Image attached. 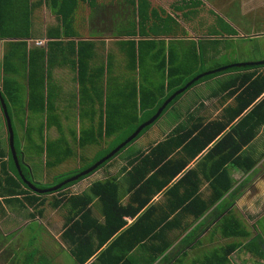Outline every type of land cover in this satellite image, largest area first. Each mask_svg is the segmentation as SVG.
Wrapping results in <instances>:
<instances>
[{
	"label": "trees",
	"instance_id": "16d2710c",
	"mask_svg": "<svg viewBox=\"0 0 264 264\" xmlns=\"http://www.w3.org/2000/svg\"><path fill=\"white\" fill-rule=\"evenodd\" d=\"M55 1H63L61 13L66 19L64 26L70 37L75 23L73 13L81 0ZM89 1L95 4L93 0ZM128 1L131 9L124 11L123 16L128 12L125 18H130V21L124 20L123 26L106 29L120 37L115 42L118 48L104 56L108 62L100 61L95 40L66 42L62 39L57 42L65 52L73 49L70 50L71 59L79 68L83 95L81 116L84 120L92 116L91 125L85 126L79 137L81 147L102 144L106 138L110 139L109 146L98 150L94 163L127 140L142 123L158 112L170 96L200 75L203 72L200 67L207 61L202 42L195 41L194 45L179 50L173 42L168 46L166 39L157 38L171 35L179 24L175 16L161 15L162 10L153 8L151 0ZM176 6L184 12L186 19L191 20L190 16L198 5L193 0L192 3L182 0ZM217 26L229 34H237L223 16H219L214 27ZM57 31L62 33L63 30L59 28ZM183 34L189 35V31ZM101 43L103 46L106 44ZM214 43H220L219 48L224 51L226 44L220 40H214ZM118 50L123 60L115 55ZM119 61L126 63L130 74L124 76L121 83L114 84L111 74L116 65H120ZM224 64H218L217 68ZM35 72H31L30 77L28 108L51 115L53 105L48 100H53V93H44L43 84L37 83L40 78L35 76ZM225 74L228 77L218 80L219 85L211 94L225 105L219 117L212 119V116L203 114L207 107L205 101L188 107L185 111L187 118L178 122L165 139L155 141L148 148L142 146L137 151L128 150L131 156L127 159L123 177L113 175L96 180L82 193L69 195L66 190L120 156L167 113L182 93L153 125L144 129L115 157L57 191L38 193L26 179L46 188L78 175L94 163L56 173L52 182L35 181L27 165L32 160L28 161L29 156L21 151L16 131V149L26 178L18 168L13 149L10 147L7 153L0 145V206L5 210V204L19 202L24 207H35L34 210L41 215L45 213L49 195L57 193L51 203L55 208L67 210L62 238L70 246L77 264H88L94 257L90 264H183L197 248H201V253L206 249L202 244L205 232L209 230H212L209 231L212 237L221 233L233 240L200 254L194 264H226L232 259V253L242 247L264 260L262 234L253 235L234 211L250 175L241 182H235L229 169L232 165L236 170L247 173L256 166L254 145L251 144L264 126V64L228 67L206 75L186 91L209 79H221ZM10 81L7 80L9 91H6L13 102L22 103L21 92L18 95L9 89ZM3 96L9 102L5 93ZM62 141L59 138L49 145L48 166L57 168L73 155L72 149L67 152L61 149ZM8 155L9 159L6 158ZM160 195L162 197L157 199ZM97 199L100 211L95 209ZM32 216L37 217V213L33 212ZM254 227L257 229L256 225ZM234 238H245L247 242ZM46 261L53 264L49 260L40 263ZM237 264L246 263L237 260ZM254 264H264V261Z\"/></svg>",
	"mask_w": 264,
	"mask_h": 264
},
{
	"label": "rangeland",
	"instance_id": "374dc122",
	"mask_svg": "<svg viewBox=\"0 0 264 264\" xmlns=\"http://www.w3.org/2000/svg\"><path fill=\"white\" fill-rule=\"evenodd\" d=\"M154 1L158 6L162 7L165 5L170 8V5L174 0ZM243 1L244 0H206L207 4L199 8L200 11L198 13L191 14V20H188V22L193 23L196 28L194 31L196 34L201 33L204 30L215 29L214 26L217 22L218 14L212 13L210 9L207 8L212 7L210 6L211 4L216 7L215 10L223 15L226 23L232 24V21L237 25L243 24V35L249 34L250 32H256L259 34L255 37L242 38V34L237 32V34L234 35L240 38H231L228 33H221L219 36L226 39V44L228 45L226 48H230L232 51L226 52L225 54L221 48H218V61L213 62L206 59V63L200 67V70L203 72L217 69V65L222 62L225 64L221 65V67L238 62L264 60V33H261L264 31V28L258 27V24L264 25L262 23V20H264V0H259V2L255 4L257 7L261 6L262 9L256 8L254 11V17L251 15V17L247 19L244 14L238 15L235 14L236 12H231V15H234L235 18H232L230 14L228 15L229 19L226 17V14L230 12L234 4L238 7L232 10H237L240 13L243 11L247 13L253 10L249 6L247 8H241ZM227 2L230 4L226 7ZM109 19L110 17L108 16V20ZM256 20H259L256 22L257 27H253L251 21ZM110 21L112 22V20ZM126 21L129 22L130 20ZM215 33H218V31H215ZM260 33L262 35H260ZM113 35L112 32H108L106 34L107 37L104 40L106 44L104 46L101 44V49L104 50V52H102L101 49L99 52L101 51L102 54H104L103 56L101 55V57L99 56V58L100 60H103V62H108L107 57L105 59L104 56L113 52L117 47L115 42L119 39L111 38ZM118 58L119 60H123V56H121L120 53ZM118 63L120 65H116V70L111 74V81L113 79L114 84L121 83L123 77L130 74V69L126 66L125 62L122 63L119 61ZM34 64L39 67L38 69L40 71H42L46 65L43 61H41L40 64H37L34 61L30 67L29 58H22L20 61V68L24 67L26 70L28 69V72H35L36 68H34ZM218 68H220V66ZM36 74V77H40L38 73ZM40 74L44 75V73ZM226 77L228 76L224 75L221 79H209V81L203 82L200 86L196 85L192 89L182 93L180 98L173 103L167 113L164 114V116H162V118L153 125L150 130L146 131L142 137L122 152L120 156L112 160L109 165L103 167L90 177L80 181L72 187H69L66 192L69 195L82 193L83 191L88 190L96 180L106 179L113 175L123 177L125 174L124 168L128 164L127 159L131 156V151L128 150L136 149L137 151L142 149V146L148 148L152 143H156L155 141L165 139L178 122L187 118V114L185 113L186 109L191 106H197L200 101H205L207 105L203 114L212 116V119L219 117L225 105L221 103L220 99L213 98L211 94L217 89L219 85L218 80L222 81ZM23 85L26 87V82H24ZM13 92L18 95H20L21 92L23 96V101L19 106L11 100L9 92L5 91L4 93L10 102L13 112V119L17 130V140L20 143V149L29 156L28 161L32 160L29 163L27 162V165L31 170L29 174L35 181L42 183L52 182V176L56 175V173L80 168V166L85 167L91 165L95 162L98 150L109 146L108 142L110 139L106 138V140H104L105 143L102 142V144L91 145L87 148L81 147L79 137L82 133V129L85 126H90L92 122L90 119L84 120L82 118L81 108L83 104H81L79 111L75 112L76 98L74 92L70 93L71 112L67 113L65 116H62L59 113H54V115L49 118L39 112L33 110L28 111L26 102L29 91L26 88L20 90V92ZM77 100L81 103V95L78 96ZM87 105L89 106V104ZM91 109L92 106L89 110ZM180 113H182V117L180 116ZM67 118L70 119L68 120ZM59 127H62V129ZM59 138L63 139L61 149L67 152L70 148L74 153L65 163L56 168L54 166H48L47 156L49 154V145ZM0 145L5 151L9 152L11 147L9 128L1 100ZM251 145H254L252 150L256 160L255 171L250 177L243 194L238 198L234 211L236 215L246 223L247 227L252 230L253 235L261 233L264 238V126L261 128L259 134ZM7 158L9 159V156ZM82 158L83 160H81ZM193 164L195 163L193 162ZM229 169L235 182H241L245 177L251 174V172L244 173L241 170H236L232 165H230ZM55 196H57V193L49 195V201L44 206L45 213L41 215L38 211L34 210L35 207H24L18 202L15 203V206L9 208L7 207L8 205L5 204V210H3V206H0V264H27L28 259L30 262L29 264H39L44 260L38 261L37 263L36 256L32 258L33 252L36 253L37 250V259L47 258L51 260L53 264H77L75 257L71 254L70 246L62 238L63 232L65 231L64 226L67 210L65 208H55L53 206L51 201L55 199ZM95 209L96 211L97 209L100 211L99 202L95 204ZM33 212L37 213V217L32 216ZM255 225L257 226V229L254 227ZM209 231L205 232L206 234L203 239L204 244H202V246L206 248L202 252L203 255L214 246L219 247L226 242L233 240L223 237L221 233H217L215 237H212L210 236ZM234 239L247 242V239L245 238ZM231 258L232 259L226 264H237V260L243 261L246 264H254L257 262L263 263L264 261L255 256L253 252L248 251L243 247L232 253ZM48 263L49 262L46 261L40 264ZM185 264H188V261L185 262Z\"/></svg>",
	"mask_w": 264,
	"mask_h": 264
},
{
	"label": "crops",
	"instance_id": "0c3cea01",
	"mask_svg": "<svg viewBox=\"0 0 264 264\" xmlns=\"http://www.w3.org/2000/svg\"><path fill=\"white\" fill-rule=\"evenodd\" d=\"M92 3L89 0H81L79 6L75 8L73 17L75 18V23L73 28H71L70 37L67 36L66 29L64 26V21L66 20L61 13V7L63 1L56 2L55 0H0V88L4 93L8 90L6 87L7 80L10 81L9 89L13 91H20L26 88L29 93L27 94L26 105H29V95H30V77L31 72H28L24 67L20 68V61L22 58H29L30 67L34 58L35 63L40 64L43 61L46 65L42 71H40L35 64L36 71L40 77V80L37 83H42L44 93L50 95L53 93V100H48V103L52 104L51 115L49 112L41 113L47 117L54 115V113H59L62 116L67 115L71 112V103H70V93H75L76 98L75 112L79 111L81 104L83 102V95L81 91V82L79 77V68L74 64L72 53L73 49H68L66 52L60 48L57 42H60L62 39L66 42L70 40L82 41V40H95L98 42V53L99 56H103L101 42H104L107 37L106 31L107 28H113L116 26H121L124 20H130V18H125L128 16V12H125V17L123 12L131 9V2L128 0H93ZM152 1L153 8L162 10L163 16L173 15L177 18L179 24L174 28L170 36H159L157 38L166 39L169 43L168 46L173 42L179 50L186 48L187 46L194 45V42H202L205 52V57L213 62H217V49L219 44L214 43V40H220L221 43L226 44V39L222 36H219L221 33H228L219 26L215 27L216 31L221 30L220 33L213 32V29L204 30L201 33L194 32L196 28L193 23H189L188 19L184 17V12L179 10L176 6L177 3H182V0H174L170 8L165 5L158 6L154 0ZM192 3V0H185ZM198 6L195 7L193 13H198L199 8L207 4L206 0H193ZM259 0H244L243 8L248 6L251 8H256L255 5ZM230 3H226V7ZM252 4V5H250ZM212 7H207L212 13H217V22L219 21V16H223L218 12L216 7L212 4ZM238 6L234 4L233 8ZM261 8V6H258ZM65 9L68 10V7ZM164 10V11H163ZM165 11H167L165 13ZM243 13H245L243 11ZM248 13V12H247ZM226 14V17L229 19V15ZM246 14V13H245ZM231 15V14H230ZM108 16L110 19L108 20ZM233 18V15H231ZM124 17V18H123ZM191 17V16H190ZM123 18V19H121ZM185 19V20H184ZM112 20V22L110 21ZM256 21H251L253 27H257ZM215 23V25L217 24ZM232 25L237 32L242 34V38H249L252 36H258L256 32H250L249 34L243 35L242 25H237L235 22H232ZM264 24V20H262ZM173 25L175 23L173 22ZM212 26V24H211ZM252 27V28H253ZM259 28H264V25H259ZM62 28V33H58L57 29ZM65 30V32H64ZM185 31H189V35H185ZM261 33H264L261 32ZM260 33V35H262ZM30 34V35H29ZM57 34V35H55ZM229 34V33H228ZM231 38H240L234 34H229ZM228 35V36H229ZM111 38L119 39L120 37H115L114 35ZM185 42V43H184ZM228 45L226 44V47ZM224 47V53L232 51L230 48ZM118 47H116L117 49ZM78 49V47H77ZM102 50V52L99 50ZM78 53V52H77ZM119 50L115 55L119 56ZM103 62V60H100ZM32 62V63H31ZM43 66V65H42ZM40 73H44L41 75ZM228 76V74H225ZM223 77V76H222ZM42 78V79H41ZM14 81V83H13ZM26 82L27 86L25 87L23 83ZM72 88V90H71ZM81 95V103H79L78 96ZM2 103V102H1ZM21 103H18L19 106ZM30 109L28 108V111ZM31 111V110H30ZM74 112V113H75ZM68 120L70 118H67ZM91 120V118H90ZM160 141V140H159ZM254 170L250 171V177L252 176ZM249 173V172H247ZM249 176V175H248ZM247 176V177H248ZM249 177V179H250ZM245 179V178H244ZM162 196H158L157 199H160ZM98 202V199L96 200ZM19 203V202H18ZM7 207L15 206V203H7ZM133 220L131 219V222ZM264 226V225H263ZM262 226V227H263ZM259 227V226H258ZM251 230V229H250ZM252 231V230H251ZM45 232V231H43ZM201 248H197L194 252H191L187 259L184 261L188 264H194V260L199 257ZM38 250L35 253L36 261L49 260L47 258L37 259ZM95 259V257L93 258ZM91 261L88 262L90 264ZM51 261V260H49ZM52 262V261H51ZM50 262V263H51ZM185 262H183L185 264ZM157 262L156 264H158Z\"/></svg>",
	"mask_w": 264,
	"mask_h": 264
},
{
	"label": "water",
	"instance_id": "95a60500",
	"mask_svg": "<svg viewBox=\"0 0 264 264\" xmlns=\"http://www.w3.org/2000/svg\"><path fill=\"white\" fill-rule=\"evenodd\" d=\"M259 65V64H264V60H259V61H245V62H238V63H233V64H229L211 71H206L198 76H196L192 81H190L185 87L179 89L178 91H176L172 96H170V98H168L164 105L158 110V112L149 120H147L146 122H144L143 124H141L137 130L127 139L125 140L123 143H121L119 146H117L114 150H112L109 154H107L105 157H103L101 160L97 161L96 163H94V165H92L91 167H89L88 169L80 172L78 175L73 176L71 178L65 179L62 182L50 186V187H46V188H41L38 187L36 184H34V182L26 179V182L30 185L31 188H33L36 192L38 193H47V192H52V191H57L59 189H61L64 185L70 183L71 181H75L77 179H79L82 176H86L92 172H94L95 170H97L102 164H104L107 160L115 157L118 152L121 151V149L123 147H125L126 145H128L129 143H131L133 140H135L141 133L142 131L147 128L148 126L152 125L153 123H155L159 117L162 115V113L164 112V110L177 98L178 95H180L181 93L185 92L194 82L200 80L201 78L205 77L206 75H209L211 73H216L218 71H222L228 67L231 66H245V65ZM0 99L2 102V106H3V111L5 113L7 122H8V128H9V132H10V142H11V148L13 149V153H14V157L16 160V163L18 165V168L21 172V174L23 175L24 178V172L22 170V166L19 160V155L16 149V132H15V127H14V121L13 118L10 114L9 111V107L8 104L6 102V99L3 96V92L0 88Z\"/></svg>",
	"mask_w": 264,
	"mask_h": 264
},
{
	"label": "flooded vegetation",
	"instance_id": "af4514ba",
	"mask_svg": "<svg viewBox=\"0 0 264 264\" xmlns=\"http://www.w3.org/2000/svg\"><path fill=\"white\" fill-rule=\"evenodd\" d=\"M239 7H240V6H239ZM241 8H243V6H241ZM256 8H258V7H256ZM256 8H252L253 10L250 11V12H248V13H246V14L243 13V12L240 13V12L237 11V10H232V9H231V10H230V14H231V12H236L235 14H238V15H240V14H244V15L247 17V19H248V18L251 17V15H253V17H254V11H255ZM233 17L235 18L234 15H233ZM249 20H250V19H249ZM16 131H17V130H16V128H15V132H16ZM9 136H10V132H9ZM15 136H16V135H15ZM15 139H16V138H15ZM10 146H11V142H10ZM6 152H7V151H6ZM7 153H8V152H7ZM8 156H9V155H8ZM8 156H7V157H8ZM24 156H26L25 153H24ZM7 157H6V158H7ZM25 160H26V159L24 158V161H25ZM25 162H26V161H25ZM26 163H27V162H26Z\"/></svg>",
	"mask_w": 264,
	"mask_h": 264
},
{
	"label": "clouds",
	"instance_id": "9594fccd",
	"mask_svg": "<svg viewBox=\"0 0 264 264\" xmlns=\"http://www.w3.org/2000/svg\"><path fill=\"white\" fill-rule=\"evenodd\" d=\"M169 98H170V97H169ZM164 111H165V110H164ZM163 113H164V112H163ZM163 113H162V114H163ZM161 116H162V115H161ZM161 116H160V117H161ZM152 117H153V116H152ZM152 117H151V118H152ZM160 117H159V118H160ZM142 124H143V123H142ZM153 124H154V123H153ZM153 124H152V125H153ZM150 126H151V125H150ZM145 129H146V128H145ZM142 132H143V131H142Z\"/></svg>",
	"mask_w": 264,
	"mask_h": 264
}]
</instances>
